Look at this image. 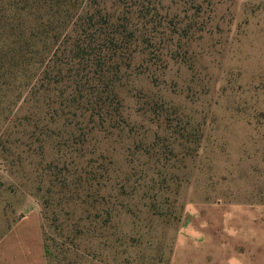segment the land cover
Masks as SVG:
<instances>
[{"label":"rangeland","instance_id":"rangeland-1","mask_svg":"<svg viewBox=\"0 0 264 264\" xmlns=\"http://www.w3.org/2000/svg\"><path fill=\"white\" fill-rule=\"evenodd\" d=\"M44 6L0 0V242L33 209L46 264H264V0L106 1L164 41L92 133L28 101L33 61L8 63L42 55Z\"/></svg>","mask_w":264,"mask_h":264},{"label":"trees","instance_id":"trees-1","mask_svg":"<svg viewBox=\"0 0 264 264\" xmlns=\"http://www.w3.org/2000/svg\"><path fill=\"white\" fill-rule=\"evenodd\" d=\"M106 1L45 0L50 24H43L47 39L42 55L38 52L36 58V51L32 54L24 45L12 48L8 60L15 62L18 58V68L33 61L35 75L27 84L29 102L39 98V105L47 108L63 100L65 107L73 110L72 114L64 112L72 119L69 125L80 127L81 121L87 119L93 128L98 121L95 128L88 127V133L104 125L118 127L121 78L129 73V77L155 73L153 67L162 55L155 49L156 40L164 41L158 35L154 18L145 21L147 14L130 12L112 15L106 12ZM72 20L67 30L65 24ZM51 40L52 44H48ZM4 70L1 65L0 72ZM10 71L11 68L5 70L6 74ZM4 86L0 83V92ZM47 246L48 239H44V253Z\"/></svg>","mask_w":264,"mask_h":264},{"label":"crops","instance_id":"crops-1","mask_svg":"<svg viewBox=\"0 0 264 264\" xmlns=\"http://www.w3.org/2000/svg\"><path fill=\"white\" fill-rule=\"evenodd\" d=\"M46 263L40 216L37 211L31 209L14 223L2 238L0 264Z\"/></svg>","mask_w":264,"mask_h":264}]
</instances>
